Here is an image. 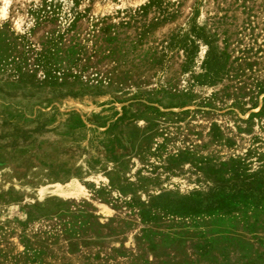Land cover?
Returning a JSON list of instances; mask_svg holds the SVG:
<instances>
[{
	"label": "rangeland",
	"instance_id": "rangeland-1",
	"mask_svg": "<svg viewBox=\"0 0 264 264\" xmlns=\"http://www.w3.org/2000/svg\"><path fill=\"white\" fill-rule=\"evenodd\" d=\"M0 264H264V0H0Z\"/></svg>",
	"mask_w": 264,
	"mask_h": 264
}]
</instances>
